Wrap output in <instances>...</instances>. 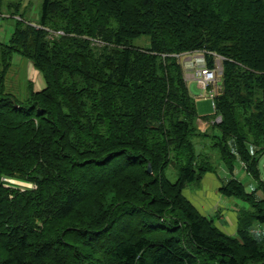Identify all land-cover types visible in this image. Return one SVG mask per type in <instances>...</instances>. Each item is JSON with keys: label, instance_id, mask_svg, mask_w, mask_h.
Listing matches in <instances>:
<instances>
[{"label": "trees", "instance_id": "obj_1", "mask_svg": "<svg viewBox=\"0 0 264 264\" xmlns=\"http://www.w3.org/2000/svg\"><path fill=\"white\" fill-rule=\"evenodd\" d=\"M26 4L0 0L12 25L9 42L0 41V264H264V239L252 231L264 223V198L252 196L241 215V243L182 197L197 180L189 158L178 154L177 182L154 175L202 138L196 121L211 116L222 117L213 136L229 164L236 155L250 162L251 137L264 148V0H43V29ZM141 36L149 46L135 43ZM189 52L205 53L211 67L214 54L224 57L221 91L201 94L207 112L184 78ZM15 54L46 80L21 100L3 85ZM57 156L66 165L54 164ZM5 175L46 181L37 194H18L30 203L12 204ZM126 176L134 194L112 186ZM227 183L226 196L245 197L241 180ZM110 186L115 199L102 205Z\"/></svg>", "mask_w": 264, "mask_h": 264}, {"label": "rangeland", "instance_id": "obj_2", "mask_svg": "<svg viewBox=\"0 0 264 264\" xmlns=\"http://www.w3.org/2000/svg\"><path fill=\"white\" fill-rule=\"evenodd\" d=\"M42 1L43 0H32V2L30 3L31 7L29 6L30 11L27 15V18L30 20V19H34L36 16H39L36 22L31 23L36 26L38 25L42 26L39 24L40 8ZM35 5L38 6L39 10L33 9ZM2 10L3 8L0 9V21L3 23L4 28L1 32L0 41L9 42L10 40L9 37L12 32V25L10 20L2 19L5 15L4 13H2ZM7 15L10 14L7 13ZM43 28L44 26H42V28L40 29ZM61 32L62 31L58 32L57 34L59 33L63 34ZM34 33L36 32H33V34ZM4 35L5 37H7L6 40H2V37ZM49 36L52 38V40L57 37L51 34H49ZM135 43L138 45L149 46L150 40L149 37L147 36H141L135 39ZM194 54L195 53L192 52L183 54L182 70L186 83L189 84L191 92L196 96L199 110L201 112H207L211 110L210 101L201 98L202 97L201 94L205 92L206 98H209L211 97L210 93H212V96L214 97L216 95L217 90L222 89V86L217 83L218 81L221 80V77L219 79L217 78L213 82V84L211 83V85L208 88L206 89L202 88V86H205V79L203 78L201 79V81L199 80L198 74L201 67L200 64L197 62V58L205 57V54H201L202 56H197L196 58H194ZM217 55L222 56L219 54ZM177 57L179 59L180 55H177ZM217 59H219L224 65V59L223 60H221V58H217ZM11 60L13 64L11 63L12 66L7 70V74L4 77L3 85L6 84L7 85L6 88L9 91L13 92L15 96L19 98L21 97L20 100L26 99L30 95L32 90L36 88L35 83L30 84L29 82V80L33 81L30 74V68L33 70L35 69L40 73L42 81L44 83L43 86L46 85V80L44 79L43 74L34 66L33 63L34 61H32L30 58H26L22 55L15 54ZM0 78H1V71H0ZM0 82L3 83L2 81ZM40 90H42V88ZM213 121L216 122L214 123ZM221 123H222V117L219 115L216 116L215 118L211 116L207 120L199 119L198 121H196L197 127L203 133L202 138L193 139V145H191L190 150L188 152H185L183 150L181 154L180 151L182 149H179L178 153H173L169 161L165 163V167H166L165 172H162L159 167L157 172L154 173V175L158 176L163 173L165 179H168L170 182H177L179 178V173H178L179 166H182L180 161L178 160V154L180 156L189 158L192 164V168L197 172V176H196L197 180L195 182L189 183L184 186V188L181 191L182 197H184L187 201H189L201 215L203 216L205 215L209 219L213 220L214 226H216L221 232L243 243V235L246 232V229L241 226L240 217L243 213L248 214L251 212L252 196L256 195V198L258 199L264 198V190L262 188L258 189V185L262 183V180L264 181V148L256 144L257 140L255 137H251L250 142H247L246 140L244 141L248 151L250 152V154H252L253 157L250 160V162L248 163L241 162L239 161V157L236 155L235 158L232 161H230L229 164L225 152L219 151V149L217 148V144L215 143L216 138L215 136H213V133L219 134L216 128L217 127L222 128ZM213 126H215L214 129ZM205 132L207 133V135L204 134ZM225 148L230 149V151L233 149L226 146ZM58 156L53 157V159H51L53 160L54 164L56 162H59L62 165H66L65 163L66 160L65 159L59 160ZM232 162L236 163V168L234 169L233 172L230 170V167L232 166ZM251 162L255 163V168H260L262 180L261 179L258 180V178H256L254 175L251 174L250 171L247 170L246 166L248 167L249 170L251 171L253 170V167L250 166ZM202 170H205V172L202 173ZM112 173H114L113 170ZM152 173L153 170L152 172H150L149 178L146 176V180L151 178ZM235 178H238L239 180H241V182L244 183L245 197H241L234 193H233L234 195L232 196H226L223 193V189H226L228 186L227 182ZM23 179L24 178L14 177L10 175H5L2 177L3 186L14 190L13 192L9 193V197H8V199L11 201L12 204L24 205L26 203H30V198L26 194L20 197H18V194L23 193L26 190L33 191L35 194H37L40 192L41 187L42 189H44V184L46 179L39 180V182L32 180L25 181ZM124 179L125 181L120 180L118 184H113L112 186H120L124 184L125 194L127 191H129V193L133 192V194L134 192H137L133 189L132 178L131 177L128 178L126 176ZM112 186H110V188L113 189L108 190L102 195L103 197L100 200V203L102 205H105L106 203L113 201L115 199L114 198L115 188ZM254 189L257 193H252ZM16 191H18V193H16ZM164 194L165 193H163L162 195ZM89 208H92V210H89ZM89 208L87 206L84 207V209L89 210L88 214H95V212L97 211V208L95 206L94 207L89 206ZM168 216H169L167 220L168 223L165 221L166 226L170 225L171 223H173L174 220H176V216H174L173 213L169 214ZM73 219H74L73 217H69L68 218L69 223L73 224L74 223ZM64 220L65 218L53 223V228L51 229L52 234L59 233V231H56V229L54 228L56 227L61 229L59 224L63 223ZM46 224L47 223H45V225ZM68 225L70 224H67V226ZM252 228H253L252 231L254 233L258 234L260 237L264 239V223H256L255 225L253 224ZM46 230H50V228L47 227ZM104 235L100 234L99 236H95V239L102 237ZM204 258L206 259L207 264H217V262L214 261L213 259L209 260L207 257ZM197 264L200 263L198 262Z\"/></svg>", "mask_w": 264, "mask_h": 264}, {"label": "built area", "instance_id": "obj_3", "mask_svg": "<svg viewBox=\"0 0 264 264\" xmlns=\"http://www.w3.org/2000/svg\"><path fill=\"white\" fill-rule=\"evenodd\" d=\"M201 54H205V53H198L196 55H194V58H196L197 56H202ZM215 55V65L213 67L208 65V61L205 57H198L197 58V62L200 64V71H199V80L201 81V79H205V86H202V88L206 89L208 88L211 83L213 84V82L218 78H220L223 74L224 71V65L222 64V62L217 59V58H221V60L224 59L223 56H218L217 54ZM217 84V83H216ZM212 96V93H211Z\"/></svg>", "mask_w": 264, "mask_h": 264}, {"label": "crops", "instance_id": "obj_4", "mask_svg": "<svg viewBox=\"0 0 264 264\" xmlns=\"http://www.w3.org/2000/svg\"><path fill=\"white\" fill-rule=\"evenodd\" d=\"M32 2V0H24V4L25 5H27L26 3H28V4H30ZM39 3V2H38ZM33 9H38V6L37 5H35L34 7H33ZM39 10V9H38ZM39 18V16H36L34 19H32V21H33V23L34 22H36V20ZM3 28H4V26H3V23L1 22V25H0V37H1V32H2V30H3ZM6 30H7V28H6ZM5 30V31H6ZM6 38L7 37H5V35L2 37V40H6ZM30 74H31V77H32V80L33 81H30L29 80V82H30V84L31 83H35V87L36 88H34V90H40L41 88H43L44 86H43V81H42V78H41V75H40V73L37 71V70H33V69H31L30 68ZM42 85V86H41ZM41 87V88H40Z\"/></svg>", "mask_w": 264, "mask_h": 264}, {"label": "water", "instance_id": "obj_5", "mask_svg": "<svg viewBox=\"0 0 264 264\" xmlns=\"http://www.w3.org/2000/svg\"><path fill=\"white\" fill-rule=\"evenodd\" d=\"M148 171H149V172H152V167H151V165L148 166Z\"/></svg>", "mask_w": 264, "mask_h": 264}]
</instances>
